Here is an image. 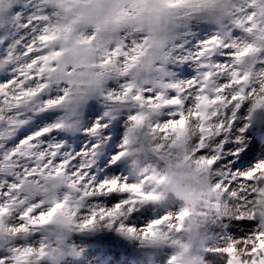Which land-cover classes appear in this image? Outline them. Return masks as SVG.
<instances>
[{"label":"snow or ice","instance_id":"1","mask_svg":"<svg viewBox=\"0 0 264 264\" xmlns=\"http://www.w3.org/2000/svg\"><path fill=\"white\" fill-rule=\"evenodd\" d=\"M126 2L132 7H125ZM149 2L154 4L152 8L142 7ZM179 9L185 10V19L201 18L219 27L213 36L203 38L185 56L177 57L180 63L215 67L217 72L222 66L230 73L221 80L227 96L224 115L228 124L220 122L221 139L213 150L216 155L208 159L201 152L193 171L190 165L160 155L161 149L155 148L151 149L156 154L155 164H142L137 155L132 156L129 167L137 174V180L126 174L105 175L101 169L109 161L100 157L108 137L99 133V125L92 130L97 138L95 150L85 149L79 155L70 149L62 134L75 130L79 123L74 109L61 107L70 90L62 86L74 85L86 76L99 83L114 65L117 67L113 71L119 74L121 62L127 59L134 63L143 55L141 48L147 40L130 42L123 35L128 29L139 31L135 21L141 13L148 11L157 20L174 19L173 13ZM24 11L26 16L22 14ZM12 28L24 31L27 38H21L22 44L16 41L4 62L18 65L15 78L0 84V191L7 183L5 176L13 175V170L25 161L29 162L25 165V176L38 177L45 192L57 171L78 162L83 169L80 174L87 172L84 182L91 181L89 187L95 193L87 197L86 205H77L60 223H56V217L65 205L55 195L45 194L24 212L26 224L21 230L40 229L47 233L46 238H51V245L41 248V255H47V264H102L98 257L113 255L118 259L113 249L127 248L126 242L149 253L170 248L174 254L169 264H185L192 241L181 233L192 231L193 226L186 222L191 209H178L170 201L190 205L196 202L191 184L185 181L206 183L207 177L199 175L205 165L218 169L225 155L230 160H243L254 151H264V145L254 137L246 145V138L252 135L249 129L255 131L259 127L264 131V0H0V31L7 33ZM129 43L134 47L129 48ZM16 45L22 48L20 55H14ZM163 59L167 61V56ZM244 108L248 111L241 126L238 121ZM58 111L64 114L58 115ZM34 120L43 126L10 147L17 131ZM234 131L239 135L233 137ZM225 146L232 151L225 153ZM187 160L185 156L184 161ZM114 166L108 171L121 170L119 165ZM239 167L233 164L234 169ZM23 183L20 178L19 184ZM18 187L9 184V193ZM221 189L223 199L230 197L243 202L247 197L255 205L252 212H242L237 217L238 224L248 229L255 227L257 214L264 221V163L248 171L225 172L212 190L219 194ZM103 201L109 206H103L100 203ZM13 204L14 201L0 204V215L9 213ZM153 208L160 209L156 218L151 216ZM141 217L151 222L141 227L138 223ZM228 228L225 225L224 231L215 237L200 234L198 255L191 264H201L205 255L213 264H264V224L251 239L245 233L232 235ZM76 235L93 237L86 240L89 247L77 246L73 241Z\"/></svg>","mask_w":264,"mask_h":264},{"label":"clouds","instance_id":"2","mask_svg":"<svg viewBox=\"0 0 264 264\" xmlns=\"http://www.w3.org/2000/svg\"><path fill=\"white\" fill-rule=\"evenodd\" d=\"M124 6L132 7V4L126 2ZM153 6L151 2L142 5L146 9ZM184 11L176 10L173 13L174 19L159 20L144 11L135 21L139 31L128 29L123 33L130 42L147 40L141 48L143 55H139L134 63L127 59L121 62L119 74L113 71L116 65L109 68L110 74L99 83L92 76H86L74 85L62 86L70 88L62 109H74L78 113L77 128L62 133L72 151H76L73 147L76 142L84 144V150L94 151L97 138L92 130L99 125V133L108 137L100 159L108 160L111 165H119L132 180L138 179L129 167L132 156L137 155L142 164H155L156 154L151 149L160 148V155L171 156L188 164L193 171L197 168L196 162L201 152L208 159L216 155L213 150L221 139L218 133L220 122L223 121L225 126L228 124L224 115L227 96L221 80L227 79L230 73L224 71L222 66L217 72L215 67L204 68L196 63L179 62L177 57L185 56L203 38L219 31L218 25L208 20L195 17L185 19ZM132 47L134 45L129 43V48ZM165 56L167 61L163 59ZM188 69H192L193 74L181 78ZM247 111V108L243 109L238 121L241 126ZM63 114V111H58V115ZM249 132L253 130L249 129ZM237 135L239 132L234 131L233 137ZM251 141L252 135H249L246 145ZM84 150L76 151L77 155ZM185 156L188 157L187 161H184ZM27 163L25 161L20 168L14 169L13 175L5 176L7 183L0 191V204L14 201L11 211L0 215V264H47V255H41V248L42 245L50 246L51 238H46L47 233L40 229H29L27 232L21 230L26 224L24 212L34 202L40 201L43 195H55L58 202L65 205L56 217V223H60L73 213L77 205H86L87 197L95 194L89 187L91 181L84 182L87 172L80 174L83 169L78 162L66 164L57 171L53 182L47 186V192L38 177L29 179L25 176ZM185 172L188 173L189 169L186 168ZM199 175L207 177L206 183L185 181L192 186L196 198L194 204L170 201L178 209H191L190 218H186V222L191 223L192 231L181 233V236L190 237L192 241L185 255V264H191L198 255L200 234L215 237L224 231L225 225L240 226L237 217L242 212H252L255 207L247 197H244L243 202L230 197L223 199V189L219 194L212 190L224 178L225 172L205 165V170H201ZM20 178L24 179L22 185L19 184ZM9 184H18V190L9 193ZM214 204L217 207H213ZM262 224L264 221L257 214L256 226L247 231L241 228V231H245L246 237L251 239ZM234 239L242 240L244 237L234 236ZM73 241L77 246L86 244V240L78 235L73 236ZM173 254L170 248L161 249L153 264H169ZM135 264H144V261L137 258ZM201 264L213 262L207 260L205 255Z\"/></svg>","mask_w":264,"mask_h":264},{"label":"rangeland","instance_id":"3","mask_svg":"<svg viewBox=\"0 0 264 264\" xmlns=\"http://www.w3.org/2000/svg\"><path fill=\"white\" fill-rule=\"evenodd\" d=\"M28 10L30 11L31 9L28 8ZM23 15H27V12L24 11L22 12ZM5 36H7V38L5 39ZM22 37L27 38V34L20 30L17 31L15 28L10 29L7 33H5L4 31H0V40H3V43L0 44V84L3 83H7L9 80L14 79L16 76V72L15 69L18 66L16 63H7L5 64L4 62L7 60L8 55H9V51L11 50L12 46L16 43L17 40L21 41V44L23 43V40L21 39ZM22 52V48L20 45H16V51L14 53V55H20ZM193 74V70L192 69H188L187 72L183 73L181 75V78H184L185 76H191ZM37 121H31L30 124H28L26 127H21L18 131L16 136L13 138V140L10 142L9 146L13 147L15 146V144L20 143V141H22L23 139H25L27 136H31L34 135V133L36 131H38L39 129V125L37 124L35 126L34 123H36ZM44 123H47V121H45ZM261 131V129L259 127H257V129L255 131H253L254 133H259ZM264 132V131H262ZM73 147L75 148L76 151H81L84 150L85 145L79 142H76L73 144ZM229 151V147L225 148V153H227ZM260 154V155H259ZM256 156H260V158L262 160H260L261 162H264V156L261 154V152L259 151L258 153H256V155H254V157ZM225 156L223 157L222 161L220 162V167L218 168L220 171L222 172H227L229 173L230 168L227 169V167H222V165L226 166V163L224 162ZM251 162V161H249ZM248 163V162H247ZM233 164H239L240 167L238 169H234L233 168ZM232 164V170H236V171H248V169H243L245 161L244 162H240V161H235ZM258 164V163H257ZM243 165V166H242ZM111 167H115L114 165L108 164L105 165L102 169L101 172L105 175H109V171L106 169H109ZM242 167V168H241ZM250 170V169H249ZM115 174H125L122 169L119 172H114ZM99 174V173H97ZM103 203V206L107 207L109 206L107 204V201H103L100 202ZM160 211L159 208H153L151 216L152 218H156V213ZM151 219L149 220H145L143 217L140 218V220L138 221L139 225L141 227L146 226L147 223H150ZM234 229V231H232ZM230 234L235 235L238 231V226H229L228 228ZM219 231V229L217 230ZM108 233H97L96 235H107ZM93 237H85V240L88 239H92ZM127 243V248H123V247H118V248H114L113 251L118 253V259L115 257L114 261L115 264H128L126 263L125 259H123V255L125 254L127 255L128 252L132 251V252H136V254L138 255L139 258H142V260L144 261V264H153V260L154 258L157 256L158 253H149L146 252L144 250H141L138 248L137 245L133 244L132 242H126ZM85 248H88L89 245L86 243L83 245ZM101 257V256H100ZM98 259H100L98 257ZM113 259V255H107V256H103L101 257V261L102 264H110V263H105L108 260Z\"/></svg>","mask_w":264,"mask_h":264},{"label":"bare ground","instance_id":"4","mask_svg":"<svg viewBox=\"0 0 264 264\" xmlns=\"http://www.w3.org/2000/svg\"><path fill=\"white\" fill-rule=\"evenodd\" d=\"M252 137H254L256 140H258V141H260V143L262 144V145H264V132H262V131H260L259 133H254V132H252ZM225 148H226V146H225ZM227 148H228V146H227ZM224 151H225V149H224ZM232 151V149L229 147V151L228 152H231ZM227 152V153H228ZM259 151H254L252 154H250L249 156H247V157H245L243 160H240L239 158H233V159H229V157L227 156V155H225V159H224V162L226 163V166H227V169H229L230 168V171H229V173L231 172V171H233L232 170V164L235 162V161H240V162H244L245 161V164H244V168L243 169H252V168H254L255 166H256V164L257 163H264V162H261L260 160H262L261 158H260V156H256V157H254V155H256V153H258ZM261 152V154L264 156V151H260ZM260 155V154H259ZM249 161H251V162H249ZM248 162V163H247ZM242 168V167H241ZM106 170H108V169H106ZM109 175H117V174H115V173H111V172H109ZM118 175H120V174H118ZM241 228H243L245 231H247L248 230V228H246V227H244V226H242V225H240V226H238V231H236L237 233L236 234H243V233H245V231H241ZM114 259H115V257L113 256V259H110V260H108L107 262H105V263H110V262H113L114 261Z\"/></svg>","mask_w":264,"mask_h":264}]
</instances>
